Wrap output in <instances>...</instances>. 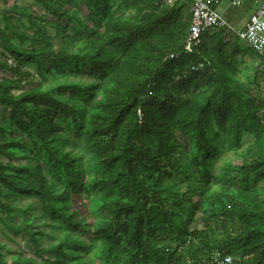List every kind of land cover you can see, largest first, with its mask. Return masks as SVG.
I'll list each match as a JSON object with an SVG mask.
<instances>
[{
	"label": "trees",
	"instance_id": "obj_1",
	"mask_svg": "<svg viewBox=\"0 0 264 264\" xmlns=\"http://www.w3.org/2000/svg\"><path fill=\"white\" fill-rule=\"evenodd\" d=\"M166 2L0 10V236L31 248L0 264H264L258 57L225 28L183 52L190 2Z\"/></svg>",
	"mask_w": 264,
	"mask_h": 264
},
{
	"label": "built area",
	"instance_id": "obj_2",
	"mask_svg": "<svg viewBox=\"0 0 264 264\" xmlns=\"http://www.w3.org/2000/svg\"><path fill=\"white\" fill-rule=\"evenodd\" d=\"M177 0H167L166 4L172 5ZM190 2V23L183 43V52L191 53L200 43V34L212 28H225L231 35L236 36L247 47L252 49L258 57L255 65L260 81L264 79V0L260 1L255 10L250 14L242 29L230 28L227 21L217 12L215 4L218 0H187ZM240 8L241 0H233ZM175 53L169 54V58L175 57ZM9 64L13 60L7 59ZM264 90V85L261 84ZM186 264H242L232 256H221L213 252L207 259L194 262L186 260Z\"/></svg>",
	"mask_w": 264,
	"mask_h": 264
},
{
	"label": "rangeland",
	"instance_id": "obj_3",
	"mask_svg": "<svg viewBox=\"0 0 264 264\" xmlns=\"http://www.w3.org/2000/svg\"><path fill=\"white\" fill-rule=\"evenodd\" d=\"M28 2H29V0H14V1L13 0H9V1H6L5 4H3V7H5L7 9L5 11L10 12V14L7 13L9 16H11V17H17V14L16 13H15V15H13L12 12L9 11V9L11 8V6L13 4L14 5L15 4L16 5H23V4L28 3ZM243 5H244V0H241V7L240 8H242ZM229 6H230L229 11L232 14H236V15L238 14L239 15L241 13V9H237L236 8L237 6L235 4L232 3ZM231 18H232V16L230 17V19ZM243 21L244 20H236L233 23L234 29L235 28H238V29L241 28L243 26V23H244ZM13 22H14V20H13ZM240 46H242V48L245 47V45L242 44V43H241ZM248 56L251 58L250 55H248ZM246 73H247L246 75H248V76L251 74L250 71H248ZM249 141H250V138H244L243 139V145H242V147H245L249 143ZM236 157L237 156L234 153H225V154H223L220 159H218V160L215 161V163H214V171L215 172H218L220 170V168L224 165L225 162L232 161ZM29 203H31V201L29 199L19 200V202H17V205L20 206V207H25ZM78 208H80V206H78ZM34 214H38V212L35 211ZM19 219H20V217L16 215L15 216V221L18 222ZM195 221L196 222L194 224V227H200V225H201L200 224L201 223L200 222V215H197ZM45 232L46 233H50L51 235L54 236V238H57L59 236V234H60V230L59 229H55V230L54 229H46ZM14 240H15V243L5 242V240L0 236V241L1 242H5L13 250H18L22 255H30V252H31L30 244L28 243V241H26V239L24 237L17 236V237H14ZM43 240H44V244H45L46 241H47L46 242L47 244H48V242H50V240L48 238H46V237H44ZM26 244H27V246H26ZM47 244H45V245H47ZM8 257H9V255H6V258H8ZM7 264H11V263L10 262H7Z\"/></svg>",
	"mask_w": 264,
	"mask_h": 264
},
{
	"label": "crops",
	"instance_id": "obj_4",
	"mask_svg": "<svg viewBox=\"0 0 264 264\" xmlns=\"http://www.w3.org/2000/svg\"><path fill=\"white\" fill-rule=\"evenodd\" d=\"M6 1H9V0H6ZM260 1H262V0H244L243 7L239 8V9H241V13L239 15L238 14L237 15L232 14L229 11V9H230L229 5L232 3L235 4L233 0H218L215 4V8H216L217 12L227 21L230 28L234 29L233 23L236 20H244L243 26L241 28H239V29H242L245 26L248 17L255 10V8L258 6ZM240 7H241V5H240ZM2 9H3V2L1 0L0 1V10H2ZM231 16H232V18L230 19ZM235 29H238V28H235ZM248 55L249 54H245L243 56V58L240 60V62H241L240 68L245 69L243 72H246L247 69L250 67L254 68L257 61H258L256 57H253L250 55L251 56V58H250Z\"/></svg>",
	"mask_w": 264,
	"mask_h": 264
},
{
	"label": "bare ground",
	"instance_id": "obj_5",
	"mask_svg": "<svg viewBox=\"0 0 264 264\" xmlns=\"http://www.w3.org/2000/svg\"><path fill=\"white\" fill-rule=\"evenodd\" d=\"M18 207H20V206H18ZM19 217H20V216H19ZM15 224H16V223H15ZM17 224H19V223H17ZM27 229H28V228H27ZM32 229H33V228H32ZM21 235H22V234H21ZM23 235H24V234H23ZM42 238H43V237H42ZM13 239H14V238H13ZM26 241H27V240H26ZM46 242H47V241H46ZM46 242H45V244H47ZM42 243H43V242H42ZM47 245H48V244H47ZM47 245H46V246H47ZM26 246H27V244H26ZM28 246H29V245H28ZM17 248H18V247H17ZM7 255H8V254H7ZM10 255H11V254H10ZM36 261H37V260H36ZM40 261H41V260H40ZM45 264H47V263H45Z\"/></svg>",
	"mask_w": 264,
	"mask_h": 264
}]
</instances>
